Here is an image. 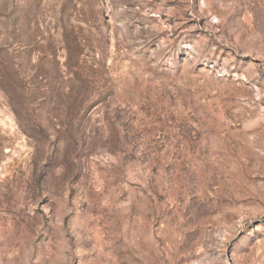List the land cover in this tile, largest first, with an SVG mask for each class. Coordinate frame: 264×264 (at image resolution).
Instances as JSON below:
<instances>
[{"label": "rangeland", "instance_id": "rangeland-1", "mask_svg": "<svg viewBox=\"0 0 264 264\" xmlns=\"http://www.w3.org/2000/svg\"><path fill=\"white\" fill-rule=\"evenodd\" d=\"M0 264H264V0H0Z\"/></svg>", "mask_w": 264, "mask_h": 264}]
</instances>
